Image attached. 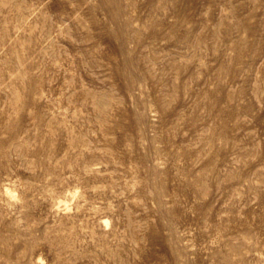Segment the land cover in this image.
Here are the masks:
<instances>
[{
	"label": "rangeland",
	"instance_id": "1",
	"mask_svg": "<svg viewBox=\"0 0 264 264\" xmlns=\"http://www.w3.org/2000/svg\"><path fill=\"white\" fill-rule=\"evenodd\" d=\"M41 256L264 264V0H0V264Z\"/></svg>",
	"mask_w": 264,
	"mask_h": 264
},
{
	"label": "clouds",
	"instance_id": "2",
	"mask_svg": "<svg viewBox=\"0 0 264 264\" xmlns=\"http://www.w3.org/2000/svg\"><path fill=\"white\" fill-rule=\"evenodd\" d=\"M8 195L13 199L15 200L17 203H19V199L17 198L16 194L14 192H8ZM71 195V194H69ZM37 264H47V260L41 256V257H38V261H37Z\"/></svg>",
	"mask_w": 264,
	"mask_h": 264
}]
</instances>
